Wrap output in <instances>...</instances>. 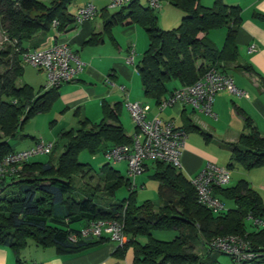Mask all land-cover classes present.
Here are the masks:
<instances>
[{
    "label": "trees",
    "instance_id": "obj_1",
    "mask_svg": "<svg viewBox=\"0 0 264 264\" xmlns=\"http://www.w3.org/2000/svg\"><path fill=\"white\" fill-rule=\"evenodd\" d=\"M74 1H50L46 5L39 0H0V29L6 39L5 48L0 50V159L14 153L7 141L14 139L30 120L49 113L58 101L59 88L35 92L28 86L17 87L16 83L23 76V54L32 52L24 44L49 34L53 23L59 31L71 27L73 19L67 8ZM158 1L182 13L176 29L160 30L154 11L143 8L139 1L120 8L103 21V35L112 41L111 31L116 25L138 26L146 34L148 48L135 69L143 97L157 105L176 91H169L171 82L181 88L191 87L209 69L226 75L223 65L237 59L235 39L241 23L240 9L227 7L222 0H215L210 9L202 8L199 0ZM224 29V44L217 50L206 37ZM101 43V39L92 37L85 45L94 47ZM239 68L258 76L250 67ZM259 83L264 88V79L259 77ZM234 110L242 119L243 133L235 144L227 145L232 163L227 169L232 170L234 165L246 172L264 168V137L251 119L239 109ZM101 111L100 123L93 125L83 120L77 128L61 134L59 140L64 144L56 160L54 144L48 162L26 163L17 176L0 181V246L8 247L17 256L30 244L61 256L77 255L109 242L107 238H81V231L97 222L115 221L123 224L127 238L126 245L117 249L115 255L123 258L131 249L132 264H216L209 245L216 238L228 236L249 242L256 259L244 264L264 262V230L251 225L248 231L246 226L248 216L264 219V204L245 181L213 192L221 204L230 202L234 206L217 214L197 203L194 190L180 171L162 163H155L151 178L159 184L156 205L147 202L138 206L130 182L109 163L99 171L102 189L98 184L91 189L111 199L125 188V200L106 206L95 200L94 193H76V178L93 179L90 166L79 162L81 153L104 156L107 150L131 142L120 125L121 105L110 107L104 103ZM183 130L201 133L189 124ZM74 225L82 229L76 230ZM154 232H176L177 236L164 243L153 239ZM72 236L75 241H71Z\"/></svg>",
    "mask_w": 264,
    "mask_h": 264
},
{
    "label": "crops",
    "instance_id": "obj_2",
    "mask_svg": "<svg viewBox=\"0 0 264 264\" xmlns=\"http://www.w3.org/2000/svg\"><path fill=\"white\" fill-rule=\"evenodd\" d=\"M222 2L227 7H237L241 11V23L235 39L237 59L235 62H231V64L223 65V67H225L226 76L232 80L234 86L245 96L236 97L230 95L228 92L217 94L212 105L214 117L204 116L198 112H194L190 107L180 105L160 111V103L157 105L153 101L146 100L143 97L136 69L134 68L133 70L132 68L135 67L136 57L138 59L142 57L148 48L147 36L138 26L116 25L111 31L113 41L110 40L107 36L103 35L104 18L110 17L107 9L100 11V21L98 23L94 21L97 13L89 23L82 25L76 24L74 21L75 16L70 15L73 19L71 27L65 28L63 31H59L57 28L51 29L46 36H38L34 42L24 44V47L31 51H45L56 44L67 45L76 54L83 66L81 73L77 75L74 82L64 84L59 88L58 101L50 112L47 113L52 114L51 119L54 122H64V130H62L61 134L75 129L78 122L83 120H87L93 125L100 123L102 120L101 107L104 103L110 107L117 104L121 105V112L122 109H125L126 102L132 104L138 103L148 107L149 111L146 117L149 121L158 119L164 123H171L176 129L182 130L189 124L201 131V133L193 130L187 132V139L181 155V168L179 171L188 182L191 178L197 176L207 165L225 169L228 172L231 171L227 169L229 165H232L230 161L231 153L227 145L235 144L243 133L242 119L236 114L234 108L239 109L245 116L251 119L260 135L264 137V88L259 83V77L264 79V0H229L227 2L222 0ZM199 4L201 6L200 0ZM202 7L210 9L207 4L206 6L202 5ZM118 26L122 28L118 32L124 38L123 43H118L115 39L116 36L113 35V29ZM0 32V36L6 44V39L1 29ZM92 37L101 39L102 43L94 47L86 46L85 44ZM225 37L226 30L224 29L210 32L206 39L217 50H221ZM201 38L203 36H200ZM106 46H110L112 49H108ZM72 47L75 48L73 49ZM114 47L118 49L117 53L114 51ZM250 48H253L254 53L250 54L248 52ZM131 55L133 56V64L129 65L127 61ZM239 67H250L259 77L248 75ZM41 73L44 74L43 72ZM40 82L43 85V81L41 80ZM30 85L22 82L17 87L28 86L33 89V86L31 87ZM43 88L44 85L37 92ZM179 89L181 87L178 85V87H174L169 91L173 92ZM123 131L125 133L124 129ZM202 133L206 136H203ZM134 134L135 132L127 136L125 133L129 138H132ZM24 138L29 139L31 143L25 150L18 152L32 149L39 141L56 143L29 135L24 136ZM13 152L18 153L17 151ZM119 165L125 166L124 176L120 172H117L126 179L127 166L124 163ZM263 170L261 168L246 172L241 167L234 165L232 173H228L230 184H237L240 181L247 182L249 187L259 195L264 204V180L256 178V176L260 177L259 173L264 177ZM149 171L153 172L150 177V180H152L151 178L155 173V163L149 162L145 165L143 174L134 180L135 187L138 185L141 189H145V183L139 178ZM216 199L220 201L218 198ZM148 203L156 205L158 203V195L156 203L150 201ZM81 229L82 227L76 230ZM117 249L122 248H118L114 243L109 241L81 254L61 256L57 255L54 250H41L30 244L17 256L8 247L0 246V264L133 263V251L131 249L127 250L124 257L120 259L115 255Z\"/></svg>",
    "mask_w": 264,
    "mask_h": 264
},
{
    "label": "built area",
    "instance_id": "obj_3",
    "mask_svg": "<svg viewBox=\"0 0 264 264\" xmlns=\"http://www.w3.org/2000/svg\"><path fill=\"white\" fill-rule=\"evenodd\" d=\"M59 2L60 0H50ZM110 8H122L139 0H106ZM147 7L151 10L160 8L158 0H146ZM96 15L91 6L81 9L74 17L78 25L89 23ZM57 24L53 23L52 29ZM254 53L253 48L248 51ZM22 62L32 68L41 71L46 76L45 91L60 88L64 84L74 82L81 73L83 66L76 54L64 44H56L45 51H32L23 54ZM128 64H133V56L128 58ZM221 92H228L236 97L245 95L238 90L232 80L220 71L209 69L202 79L191 87L181 88L172 93L159 104V110L171 108L176 105L190 107L207 117H214L212 105L215 96ZM125 109L129 113L135 126V134L131 142L126 146H119L107 150L104 159L109 164L124 163L127 166L126 179L130 182V189L135 191L134 180L144 172L145 165L162 163L179 171L181 168V155L184 150L187 133L182 129H176L171 123H164L158 119L147 120L148 107L141 104L125 103ZM54 144L37 142L27 151L12 153L0 159V181L17 176L20 168L37 156H50ZM230 182L228 171L207 165L197 176L189 180L190 187L194 190L197 203L212 211L214 214L223 212L224 206L218 201L213 192L224 189ZM247 221L258 230H264V219L248 216ZM81 238H107L118 248H123L127 243L122 223L109 221L91 224L86 230L81 231ZM76 237L72 236L71 241ZM209 248L212 252L232 258L234 264L252 262L256 256L251 252L248 241L237 236L219 237L214 239ZM37 264V263H31Z\"/></svg>",
    "mask_w": 264,
    "mask_h": 264
},
{
    "label": "rangeland",
    "instance_id": "obj_4",
    "mask_svg": "<svg viewBox=\"0 0 264 264\" xmlns=\"http://www.w3.org/2000/svg\"><path fill=\"white\" fill-rule=\"evenodd\" d=\"M40 2L48 5L50 3V0H39ZM201 1V7L202 5L207 4L209 8H211L214 4L215 0H200ZM225 2L229 0H223ZM139 4L143 8H147V2L146 0H139ZM91 6L92 8H95L96 10V17L94 18L95 23H98L100 21L99 14L100 11L103 9H107V13L109 16L119 12V8L112 9L110 8L109 3L106 0H75L68 8H67V13L71 16H75L80 9H84L86 7ZM160 8L157 10H154V14L158 18V27L162 31H171L176 29L182 18L183 15L181 12L173 8L172 6L168 5L165 2H160L159 3ZM204 8V7H202ZM122 30L120 26L116 27L113 29V35H115V39L117 40L118 43H123L124 38L119 34L118 31ZM141 31V30H140ZM1 33V32H0ZM224 33V31H222ZM147 39V38H146ZM208 41V40H207ZM211 44V43H210ZM5 41H3L2 37L0 36V50L5 48ZM221 46V45H220ZM108 49H112L110 46H106ZM73 49L75 47H72ZM220 48V47H219ZM76 50V49H75ZM117 48L114 47V51L117 53ZM78 51V50H77ZM89 51V50H87ZM79 52V51H78ZM141 57L138 59L136 57L135 59V67L137 64L140 62ZM133 67L132 69L134 70ZM22 69H23V77L17 81L16 85L19 86L22 82H26L28 84H31L30 86H33V89L35 92H37L41 86L46 85V78L45 75L39 72L38 70L32 68L31 66L25 64L22 62ZM1 72V71H0ZM137 77V76H136ZM43 81V85L40 81ZM45 82V84H44ZM168 89H173L174 87H178V84L176 82H171L168 84ZM52 113V112H51ZM52 114H44V115H38L32 120H30L26 126L23 128L22 131L18 132V135L11 140H8V145L13 151H21L25 150L29 145H30V140L27 138H24V136H35L38 139H42L45 141H54L57 144V149L53 155V159L56 160L57 157L61 154L62 148H63V142L59 140V135L63 132V124L64 122H54L51 119ZM120 122L125 130V133L127 136L132 135L133 132H135V126L133 121L131 120L129 113L125 110L122 109L121 116H120ZM77 128V127H76ZM50 159V156H37L33 159L30 160L31 163H46ZM79 162L80 164L83 165H88L92 169V174L90 177H93L92 180H89V177L85 178L84 180H81L80 178L75 179V189L76 193H78V190L85 191L88 193V195L93 194L95 196L96 201H101V204H105L106 206H109L110 204H116L119 203L123 200H125L128 196V190L123 188L119 191H117L114 194V197L111 199H108L107 197H104L103 194L100 192H94L91 187H95L97 184L100 185V189H102V184H99V171L100 169L107 164L106 160L104 159L102 154L96 155V156H90L87 153H81L79 156ZM117 165V166H116ZM112 168L115 171H118L121 173L122 176H124V169L125 166H120L119 164H111ZM116 168V169H115ZM264 169V168H263ZM254 171V170H253ZM260 171V170H259ZM264 171V170H263ZM228 173H232V170L229 171ZM153 172L149 171L145 173L141 178L143 183H145V189H141L140 186L137 185L135 192H136V204L138 206L142 205L145 202H157V189L159 184L156 182H153L150 180V177L152 176ZM258 174V173H257ZM254 175V174H253ZM260 177L256 178L258 180H264V177L261 176L259 173ZM140 180V182H142ZM139 181V180H138ZM9 182V181H8ZM88 184L89 186L85 185ZM138 184V182H137ZM236 185L235 184H229L225 188H232ZM158 204V203H156ZM224 206V212L227 210L233 209L234 206L230 202H223L222 203ZM105 208V207H104ZM246 226L248 228V231H251V223L246 222ZM74 229H80V225H74L72 226ZM177 236L176 232H154L152 234V237L154 240L168 243L174 240V238ZM141 244L144 243L143 240H140ZM200 251H197L199 253ZM198 255H202L199 253ZM206 255V254H205ZM211 258H213L216 261V264H232L231 259L227 256L219 255L217 253L212 252ZM257 264H264L263 263H257Z\"/></svg>",
    "mask_w": 264,
    "mask_h": 264
}]
</instances>
